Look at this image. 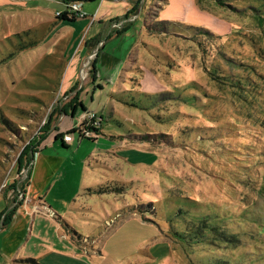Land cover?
<instances>
[{
  "label": "rangeland",
  "instance_id": "rangeland-1",
  "mask_svg": "<svg viewBox=\"0 0 264 264\" xmlns=\"http://www.w3.org/2000/svg\"><path fill=\"white\" fill-rule=\"evenodd\" d=\"M84 1L0 0V214L26 199L39 146L79 126L60 127L77 94L63 90L66 62L49 54V35L66 6L67 18L86 17ZM168 1L139 0L144 61L121 77L118 105L110 88L84 93L104 114L99 136L65 141H84L83 157L96 143L107 205L101 228L78 240L101 264H264V0H195L210 25L160 19Z\"/></svg>",
  "mask_w": 264,
  "mask_h": 264
},
{
  "label": "crops",
  "instance_id": "crops-1",
  "mask_svg": "<svg viewBox=\"0 0 264 264\" xmlns=\"http://www.w3.org/2000/svg\"><path fill=\"white\" fill-rule=\"evenodd\" d=\"M89 2L84 1L86 17L69 19L57 16L60 12L57 11L51 21L49 54L57 55L61 61L65 59L63 90L77 94L66 106L68 113L61 118L60 127L80 124L83 110H88L84 93L88 94L89 88L94 92L110 88L113 94L110 107L117 106L118 95L123 93L121 77L128 76L129 69H135L140 61H144L139 42L148 35L145 3L139 5V0ZM66 9L67 6L61 12ZM144 13L145 17L141 19ZM200 13L195 0H169L159 18L194 25L213 23L208 21L209 16L203 18ZM127 38H132V42L126 51L119 53V41ZM93 53L96 57L82 76L81 69ZM43 54L47 52L43 50ZM101 131L99 141L104 136L102 124ZM74 138L68 143L63 136L54 137L39 146L31 161L29 180L23 186L26 199L16 206L15 213L6 209L0 214V264H29L22 261L27 258H34L39 264H101L104 260L101 250L99 254H88L78 240L87 237L86 226L92 228L90 232L101 228L99 215L102 216L107 205L98 197L100 193L96 188L101 182L90 164L98 153L96 143L87 144L89 150L83 157L78 153L83 154L79 149L84 141ZM58 141L61 146H57ZM77 141L76 148L72 149ZM77 156H81L79 180L72 191L66 192L63 187L71 185L67 181L75 175ZM7 198L9 201L10 194Z\"/></svg>",
  "mask_w": 264,
  "mask_h": 264
},
{
  "label": "built area",
  "instance_id": "built-area-1",
  "mask_svg": "<svg viewBox=\"0 0 264 264\" xmlns=\"http://www.w3.org/2000/svg\"><path fill=\"white\" fill-rule=\"evenodd\" d=\"M81 2H78L77 4H74L72 9H75L77 11H81ZM64 13L68 14V11L64 12H58V16H62ZM84 13L81 12V15ZM102 118L98 115L96 111L93 110H86L82 116L81 123L79 126H77L76 132L79 133L81 138H94L96 139L99 134L97 130H99V125L102 122ZM76 132H66V134L63 136L64 141H69L73 139L74 133ZM96 133V134H94Z\"/></svg>",
  "mask_w": 264,
  "mask_h": 264
},
{
  "label": "trees",
  "instance_id": "trees-1",
  "mask_svg": "<svg viewBox=\"0 0 264 264\" xmlns=\"http://www.w3.org/2000/svg\"><path fill=\"white\" fill-rule=\"evenodd\" d=\"M66 15H67V13H64L62 16L67 17ZM70 132H71V133H72V132H76V128L72 129ZM59 137H60L59 133L56 134L55 138L58 139ZM89 139L95 140L94 138H89ZM13 211H14V210H13ZM13 211H11V214L13 213ZM22 261H23V262H26V263H29V264H39L38 261H36V259H34V258H27V259H24V260H22Z\"/></svg>",
  "mask_w": 264,
  "mask_h": 264
}]
</instances>
